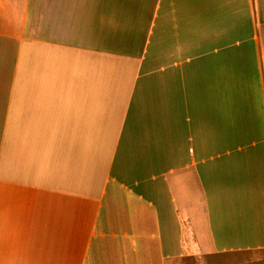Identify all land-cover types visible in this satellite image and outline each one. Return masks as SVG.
<instances>
[{
    "label": "crops",
    "instance_id": "0c3cea01",
    "mask_svg": "<svg viewBox=\"0 0 264 264\" xmlns=\"http://www.w3.org/2000/svg\"><path fill=\"white\" fill-rule=\"evenodd\" d=\"M264 250V0H0V264Z\"/></svg>",
    "mask_w": 264,
    "mask_h": 264
},
{
    "label": "rangeland",
    "instance_id": "374dc122",
    "mask_svg": "<svg viewBox=\"0 0 264 264\" xmlns=\"http://www.w3.org/2000/svg\"><path fill=\"white\" fill-rule=\"evenodd\" d=\"M183 264H264V250L186 259Z\"/></svg>",
    "mask_w": 264,
    "mask_h": 264
}]
</instances>
